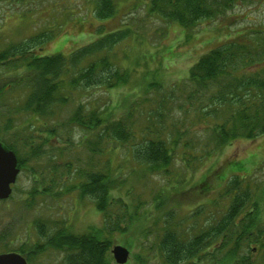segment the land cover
<instances>
[{
	"label": "trees",
	"instance_id": "16d2710c",
	"mask_svg": "<svg viewBox=\"0 0 264 264\" xmlns=\"http://www.w3.org/2000/svg\"><path fill=\"white\" fill-rule=\"evenodd\" d=\"M236 1L134 0L125 15L131 16L142 6L153 19L177 25L185 40H190L198 25L222 16ZM92 2V15L99 23L94 32L97 37L68 54L38 53L53 37V30L9 43L0 50V70L13 73L22 70L20 78L27 81L26 93L19 103L6 110L4 129L12 127L16 115L25 114L38 120L37 128L48 134V139L56 137L55 122L45 120L49 121L56 109L73 105L68 123L83 131L80 141L88 144L89 155L82 162L76 158L79 167L72 169L70 162L61 161L58 154H50L54 186L46 192L66 185V193L76 191L80 199L92 202L102 216L99 238L94 233L73 234L57 222L49 231L45 221L37 220L34 226L39 242L33 244V249L24 245L18 249L21 253L27 250V262L49 248L64 253L63 264H108L114 234H124L127 222L140 209L139 202L127 200L129 194L124 199L113 195V190L125 186L123 181L115 182L116 171L109 161V154L117 148H127L137 166L132 168L137 179L149 172L168 175V168L177 161L186 172L238 139L250 141L264 135V30L238 34L209 49L188 68L186 77L171 85L165 86L153 71L144 79L141 95L130 105V111L115 121L83 107L82 91L89 88L107 91L130 83L134 71L113 61L115 50L129 38L139 45L144 42L141 28L122 19L116 28L105 30L102 23L116 15L114 0ZM137 108L143 110L137 114L144 121L139 126L135 119ZM36 124L30 122L26 127L34 129ZM48 139L37 138L30 132L22 141L15 136L11 140L0 137V142L17 157L21 151L36 157L44 153L42 143H49ZM22 162L19 157L18 166ZM59 167L61 175L57 172ZM62 169L66 171L63 175ZM57 175L60 179L55 181ZM67 178L71 182L64 184ZM244 182L247 183L245 177L229 175L216 196L227 202L225 211L206 229L188 236L164 229L153 237L151 244L157 264H214L220 261L221 252L225 264H257L251 258L249 245L264 250V227L257 223L251 187ZM199 211L195 210L194 215Z\"/></svg>",
	"mask_w": 264,
	"mask_h": 264
},
{
	"label": "rangeland",
	"instance_id": "374dc122",
	"mask_svg": "<svg viewBox=\"0 0 264 264\" xmlns=\"http://www.w3.org/2000/svg\"><path fill=\"white\" fill-rule=\"evenodd\" d=\"M92 1H0V50L9 43H17L48 30H53V37L40 47V54L65 55L89 43L97 37L94 32L99 24L92 15ZM132 2L134 0H114L116 15L102 23L106 31L116 28L121 19L141 28L144 42L139 45L129 38L116 48L113 57L119 67L134 71L130 83L107 91L89 88L81 92L82 106L103 113L111 122L130 111V105L141 95L144 79H148L153 71L165 86L171 85L186 77L188 68L209 49L238 34L264 30V0L236 1L232 9L222 16L198 25L190 40H185V34L177 25L153 19L142 6L131 16L129 13L125 15L131 9ZM22 74V70L17 73L0 70V137L11 140L17 136L22 141L32 132L37 138L48 139L49 135L37 128L38 120L25 114L16 115L12 127L4 129L7 126V111L19 103L20 97L26 93L27 81L25 78L21 80ZM73 110V105H66L56 109L49 121L45 120L55 122L58 134L50 137L49 143H42L45 149L42 150L43 154L34 157L29 156L30 152H19L18 158L21 157L23 161L20 171L10 196L0 200V254L4 250L17 251L22 245L28 250L33 249V244L39 242L34 226L37 220L45 221L49 231L54 229V222H57L73 234L94 233L98 238L101 236L102 216L92 202L80 199L76 191L66 193V185L63 189L51 188L46 192L51 185L54 186L51 183L53 162L50 161V154H58L61 161L70 162L72 169L79 167L76 158L82 162L89 155L88 144L80 141L83 131L68 123ZM140 113H143L142 109H135L138 126L144 122L143 117L137 115ZM30 122L36 124V128H27ZM39 134L42 135L38 137ZM109 161L116 171L113 176L115 182L123 181L125 185L113 190V195L124 199L129 194L127 200L133 204L139 202L140 209L139 214H133L132 220L127 222L124 234H114L108 264H116L111 254L115 245L128 249L126 264H157L151 242L164 229L175 230L181 236L206 229L225 211L227 202L216 196L232 174L245 177L246 184L249 182L252 200L256 204L257 223L264 227V135L250 141L238 139L186 172L182 170L183 164L177 161L168 168V175L149 172L136 179L132 175V168L137 166L127 148L123 147L111 152ZM59 168L57 172L62 167ZM63 173H66L64 169ZM59 179L57 175L55 181ZM67 181L70 179L67 178L64 184ZM197 209L200 211L194 215ZM249 249L254 262L264 264V250L260 251L255 244H250ZM26 252L24 249V253L20 252L19 255L24 257ZM219 256L220 261L214 264H225L223 252ZM63 258V252L48 248L27 264H63Z\"/></svg>",
	"mask_w": 264,
	"mask_h": 264
},
{
	"label": "water",
	"instance_id": "95a60500",
	"mask_svg": "<svg viewBox=\"0 0 264 264\" xmlns=\"http://www.w3.org/2000/svg\"><path fill=\"white\" fill-rule=\"evenodd\" d=\"M18 173L17 159L13 151L0 142V199H5L11 192L10 184L14 183ZM111 254L116 264H125L129 251L121 245L113 246ZM0 264H26L19 254H0Z\"/></svg>",
	"mask_w": 264,
	"mask_h": 264
},
{
	"label": "flooded vegetation",
	"instance_id": "af4514ba",
	"mask_svg": "<svg viewBox=\"0 0 264 264\" xmlns=\"http://www.w3.org/2000/svg\"><path fill=\"white\" fill-rule=\"evenodd\" d=\"M13 184L14 183H12L11 185H10V187H11V191H12V188H13ZM30 252V251H29ZM2 253H4V254H8V253H16V254H20V252L17 250V251H14V250H4L3 252H1V254ZM26 253H28V252H26ZM25 253V255H24V258H25V260H26V263H27V254Z\"/></svg>",
	"mask_w": 264,
	"mask_h": 264
}]
</instances>
